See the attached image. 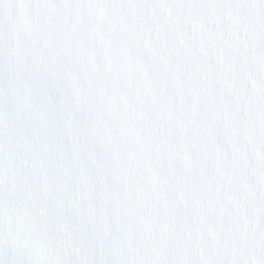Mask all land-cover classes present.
<instances>
[{"label":"snow or ice","instance_id":"snow-or-ice-1","mask_svg":"<svg viewBox=\"0 0 264 264\" xmlns=\"http://www.w3.org/2000/svg\"><path fill=\"white\" fill-rule=\"evenodd\" d=\"M0 264H264V0H0Z\"/></svg>","mask_w":264,"mask_h":264}]
</instances>
